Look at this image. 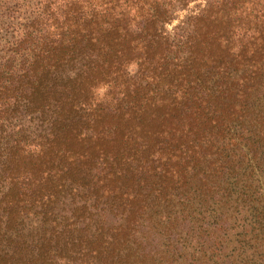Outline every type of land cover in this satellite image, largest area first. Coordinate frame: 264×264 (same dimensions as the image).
Returning <instances> with one entry per match:
<instances>
[{
  "label": "trees",
  "instance_id": "trees-1",
  "mask_svg": "<svg viewBox=\"0 0 264 264\" xmlns=\"http://www.w3.org/2000/svg\"><path fill=\"white\" fill-rule=\"evenodd\" d=\"M0 264H264V0H0Z\"/></svg>",
  "mask_w": 264,
  "mask_h": 264
}]
</instances>
